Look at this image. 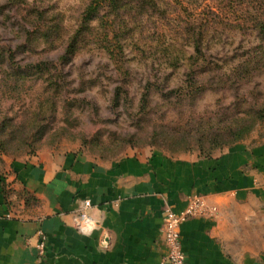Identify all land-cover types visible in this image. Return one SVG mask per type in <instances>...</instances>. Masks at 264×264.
Here are the masks:
<instances>
[{
	"label": "rangeland",
	"instance_id": "374dc122",
	"mask_svg": "<svg viewBox=\"0 0 264 264\" xmlns=\"http://www.w3.org/2000/svg\"><path fill=\"white\" fill-rule=\"evenodd\" d=\"M89 2L0 0V177L42 151L111 162L155 150L215 156L264 140V66L242 65L264 53L252 31L264 0H156L154 12L132 2L93 23L92 39L63 61ZM192 66L208 71L193 86ZM244 124L255 126L237 141ZM216 137L222 147L213 149Z\"/></svg>",
	"mask_w": 264,
	"mask_h": 264
},
{
	"label": "crops",
	"instance_id": "0c3cea01",
	"mask_svg": "<svg viewBox=\"0 0 264 264\" xmlns=\"http://www.w3.org/2000/svg\"><path fill=\"white\" fill-rule=\"evenodd\" d=\"M5 172L0 264H161L164 209L181 212L194 197L216 213L182 224L187 264H264V140L211 158L155 150L98 162L42 151ZM87 200L94 228L81 231L76 222ZM40 230L44 257L36 248Z\"/></svg>",
	"mask_w": 264,
	"mask_h": 264
},
{
	"label": "trees",
	"instance_id": "16d2710c",
	"mask_svg": "<svg viewBox=\"0 0 264 264\" xmlns=\"http://www.w3.org/2000/svg\"><path fill=\"white\" fill-rule=\"evenodd\" d=\"M132 2H134V4H138V6H136V8H140L141 9H146L148 12L152 11H157L158 9V5L156 0H90L89 4L86 6L82 16H81V21H80V25L77 28V30L75 31V33L72 35V37L69 40L68 43V47L66 49V52L64 54V56L62 57L63 61H66L68 57H73L77 54V52L79 51L80 47L87 42L88 40H91L93 35H94V31L96 30V28L93 26V23L98 22V25L103 22L104 20H108L107 18L112 16V17H119V14L121 11L126 10L127 6H129ZM105 9H108L106 12V15H103V12ZM147 11H145L146 13H148ZM110 13V14H108ZM111 20V19H110ZM113 19L111 21V23L113 24ZM115 25H110L107 33L109 32L110 28H113V30L116 29V23H114ZM113 26V27H112ZM124 26V25H123ZM127 27V26H125ZM252 31H255L258 33V35L260 36L261 40L264 41V19H257V21H255L253 23V27H252ZM204 34L202 33L201 37L199 39H197L196 41V47L199 50V46L201 45V42L204 41ZM106 48V47H104ZM108 50H112L110 48H107ZM115 51L112 50V56L113 57H117L114 53ZM199 56V54L197 55ZM197 56H191L189 57L190 60L196 62L199 60V57ZM202 56H204L205 58L201 59L202 64H206L207 62V57L203 54ZM169 57V55H168ZM167 57V58H168ZM168 62H172L171 66H178V59L174 58V59H168ZM254 62V65H257L258 68H260L261 66H264V53L261 56V59H257L255 57L251 58V59H247L244 64L242 65H246L249 66L251 63ZM262 63V64H261ZM194 65V63H193ZM43 66L45 67L46 64L45 63H40L39 66L37 67V69L42 70ZM248 69V68H246ZM253 71L255 69H257V67L252 68ZM18 71L20 72V75L23 74L24 72L22 71V69H18ZM251 71V72H253ZM208 71H196L192 68H190L187 72H186V77L187 80H190L191 82H188L189 85L193 86V83H195V78H197V75H203ZM214 72V71H212ZM175 73H170L169 75H167V81L173 77ZM218 79H221V76H218ZM245 80V79H244ZM148 96V94L146 95ZM261 120H264V115L260 116ZM254 124L249 125V124H244L241 127H239L240 129L237 132V138L236 140H241L243 139L246 135L250 134L251 131L254 128ZM236 130V129H235ZM212 146L213 149L215 148H220L222 147V138L221 137H216L214 138L212 141ZM236 145V144H235ZM234 146V145H233ZM204 152V151H203ZM205 158H211L212 156H210L209 154H205L204 156Z\"/></svg>",
	"mask_w": 264,
	"mask_h": 264
},
{
	"label": "built area",
	"instance_id": "2783aa9c",
	"mask_svg": "<svg viewBox=\"0 0 264 264\" xmlns=\"http://www.w3.org/2000/svg\"><path fill=\"white\" fill-rule=\"evenodd\" d=\"M91 207L89 200L84 202V209L79 213L77 226L81 231H90L94 228L93 219L88 215L87 210ZM216 213L215 208H209L201 197H194L189 205L181 212L174 211L171 207H166L163 212L164 237L167 252L163 256L161 264H187V257L184 251L181 226L189 220L204 216H213ZM38 243L36 248L40 257L46 254L47 238L40 230L37 233Z\"/></svg>",
	"mask_w": 264,
	"mask_h": 264
},
{
	"label": "water",
	"instance_id": "95a60500",
	"mask_svg": "<svg viewBox=\"0 0 264 264\" xmlns=\"http://www.w3.org/2000/svg\"><path fill=\"white\" fill-rule=\"evenodd\" d=\"M108 243V239L105 237L104 238V244H107Z\"/></svg>",
	"mask_w": 264,
	"mask_h": 264
}]
</instances>
